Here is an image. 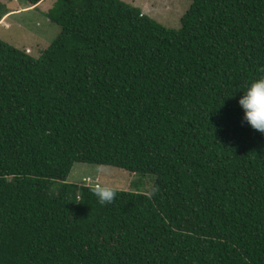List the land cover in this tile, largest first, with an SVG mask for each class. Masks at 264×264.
Masks as SVG:
<instances>
[{
	"label": "trees",
	"instance_id": "trees-1",
	"mask_svg": "<svg viewBox=\"0 0 264 264\" xmlns=\"http://www.w3.org/2000/svg\"><path fill=\"white\" fill-rule=\"evenodd\" d=\"M45 15L38 56L0 39V264H264V133L238 104L264 0H190L178 28L124 0ZM75 162L151 186L101 205Z\"/></svg>",
	"mask_w": 264,
	"mask_h": 264
},
{
	"label": "rangeland",
	"instance_id": "rangeland-1",
	"mask_svg": "<svg viewBox=\"0 0 264 264\" xmlns=\"http://www.w3.org/2000/svg\"><path fill=\"white\" fill-rule=\"evenodd\" d=\"M8 12L0 20V39L38 56L59 32V27L45 15L54 0H44L37 7L22 0H0ZM167 28H178L180 17L190 0H124ZM67 182L78 185L108 186L124 190L148 191L151 179L122 168L94 163L75 162ZM58 184V183H57Z\"/></svg>",
	"mask_w": 264,
	"mask_h": 264
},
{
	"label": "clouds",
	"instance_id": "clouds-1",
	"mask_svg": "<svg viewBox=\"0 0 264 264\" xmlns=\"http://www.w3.org/2000/svg\"><path fill=\"white\" fill-rule=\"evenodd\" d=\"M238 100L243 110V119L255 130L264 133V75L252 81ZM101 205L111 203L117 193L114 188L108 186H96L93 189ZM155 189L148 195L151 197Z\"/></svg>",
	"mask_w": 264,
	"mask_h": 264
},
{
	"label": "crops",
	"instance_id": "crops-1",
	"mask_svg": "<svg viewBox=\"0 0 264 264\" xmlns=\"http://www.w3.org/2000/svg\"><path fill=\"white\" fill-rule=\"evenodd\" d=\"M43 1H44V0H43ZM43 1L39 2V3L37 4V6H38L40 3H42Z\"/></svg>",
	"mask_w": 264,
	"mask_h": 264
}]
</instances>
